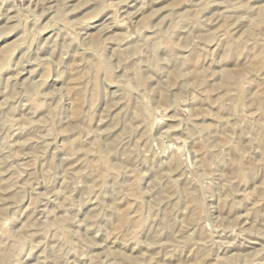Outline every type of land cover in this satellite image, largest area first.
I'll return each instance as SVG.
<instances>
[{"label":"rangeland","instance_id":"rangeland-1","mask_svg":"<svg viewBox=\"0 0 264 264\" xmlns=\"http://www.w3.org/2000/svg\"><path fill=\"white\" fill-rule=\"evenodd\" d=\"M0 264H264V0H0Z\"/></svg>","mask_w":264,"mask_h":264}]
</instances>
